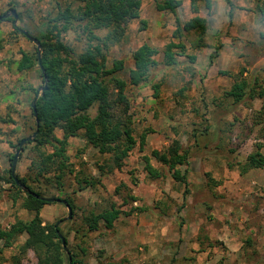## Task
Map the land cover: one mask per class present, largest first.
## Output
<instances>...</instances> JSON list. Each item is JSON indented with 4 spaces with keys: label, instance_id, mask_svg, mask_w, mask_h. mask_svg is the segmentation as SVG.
I'll return each instance as SVG.
<instances>
[{
    "label": "rangeland",
    "instance_id": "1",
    "mask_svg": "<svg viewBox=\"0 0 264 264\" xmlns=\"http://www.w3.org/2000/svg\"><path fill=\"white\" fill-rule=\"evenodd\" d=\"M159 1L143 0L140 18L130 21L121 42L105 52L107 69L124 62V69L107 77L106 83L115 118L132 123L135 149L121 170H113L111 155L87 145L81 134L70 138L68 155L74 173L65 177L63 187L48 181L30 184L47 198H71L75 213L69 219L66 205L54 202L43 207L41 217L45 224L59 223L68 238L64 264H70L73 254L82 264H264V168L244 171L248 157L259 146L264 155V97L260 96L264 90V20L260 14L264 0H230L233 7L229 0H212V9L201 5L199 14L193 13L190 0H182L178 17L183 24L197 15L209 20L206 48L196 47L194 35L174 39L176 17L158 11ZM80 3L0 0V16L12 10L19 16L17 23H0V229L34 217L23 208V199L14 201L16 189L9 178L11 156L18 151L13 146L37 130L33 89L40 95L44 87L39 65L28 72L18 71L22 52L33 54L38 48L15 29L39 37L60 9H76ZM62 38L74 50L73 56L86 49V36L79 30ZM170 42L185 46L197 61L192 64L184 56L172 67L165 65L164 49ZM144 44L159 51L158 66L150 71L147 83L134 87L130 84L133 54ZM113 79L127 83V105L117 104ZM239 79L247 80L250 87L244 101L237 104L227 93ZM97 108L91 110L92 116ZM56 134L60 139L64 136L62 131ZM176 140L189 155L190 166L182 168L188 170L187 185L176 183L168 168L152 157L153 151L164 152ZM51 151L48 147L47 152ZM37 155L32 146L23 149L16 178L33 176ZM146 156L152 157L163 178L155 180L147 174ZM84 178L99 184L80 190L78 180ZM112 205L125 213L142 211L121 216L112 230L102 225L90 232L85 218ZM26 239L20 237L6 250L0 264H38L34 251L21 253Z\"/></svg>",
    "mask_w": 264,
    "mask_h": 264
},
{
    "label": "trees",
    "instance_id": "2",
    "mask_svg": "<svg viewBox=\"0 0 264 264\" xmlns=\"http://www.w3.org/2000/svg\"><path fill=\"white\" fill-rule=\"evenodd\" d=\"M80 2L76 9L70 6L60 9L58 14L50 19L39 37L32 36L28 31L32 37L41 42L42 65L48 78V87L40 95L38 90L33 89L36 98L38 97L36 106L39 133L32 143L24 147L25 150L32 146L38 153L37 160L33 163V176L29 178L17 176L19 185L11 174L9 182L16 189L14 201L23 199V208L34 213V217L30 221H17L9 229H0V258L6 250L14 247L20 237L27 236L21 247V253L25 255L28 251H34L38 256V264H64L67 259L60 235L66 239L67 245L68 238L60 224H45L41 217L43 207L54 202L50 201L52 198H47L43 192L35 191L30 181L38 183L48 181L51 185L57 183L63 187L65 177L74 173L68 155L70 138L81 134L87 145L97 149L102 155H111L113 170L122 169L125 160L137 145L132 123L115 118L111 90L106 83L107 77L124 69V62L117 61L112 69H107L105 52L121 42L126 32V25L130 21L140 18L143 0H80ZM190 2L194 14H199L201 5L207 10L213 7L212 0H190ZM229 3L233 7L230 0ZM181 7L182 0L157 2L158 11L168 12L176 17L174 39H181L185 34L194 35L197 38L196 47L206 48L205 37L210 29L209 20L197 15L183 24L178 17ZM260 14L264 20V8ZM230 18H233V12L230 13ZM3 21L15 23L13 17L4 19L0 23ZM15 30L17 33L21 32L18 28ZM72 30H79L86 36V49L77 56H73L74 50L67 46L62 38L63 34ZM100 32L107 34L101 37L98 35ZM2 49V41H0V51ZM38 53V50L33 54L23 51L22 59L17 65L18 71L28 72L38 66ZM158 55L159 51L148 44L142 45L134 52V68L130 71L132 86L138 87L149 81L150 71L158 66L156 61ZM184 56L192 64L197 61V57L187 54L185 46L181 44L170 42L165 46V65L172 67L177 64L178 57ZM41 77L45 86L42 70ZM113 81L118 90L117 104L127 105V83L118 79ZM249 87L247 80L239 79L227 95L239 104L247 96ZM155 89L158 92L159 86ZM260 96L264 97V90L261 91ZM96 106L98 107L96 115L92 116L91 110ZM32 112L34 117L33 109ZM37 120L35 118L36 124ZM57 131L63 132L62 139L57 136ZM146 135L141 137L142 149L146 145ZM19 144L13 147L17 148ZM48 147L52 149L50 153L47 152ZM261 150L259 146L257 151L248 157L244 171L264 168V155ZM152 157L168 168L176 183L187 185L188 170L183 171L182 168L190 166V160L188 153L183 151L180 141H174L164 152L153 151ZM152 157L144 158L145 171L152 179H161L164 175L153 166ZM11 158L13 162L14 156ZM10 172L12 173V170ZM78 184L80 190H84L95 187L99 181L84 178L79 179ZM23 187L29 192H25ZM65 201L72 208L74 215L76 210L74 202L71 198H66ZM133 201L137 200L133 199ZM137 211L142 210L133 209L130 213H125L121 208L112 205L100 213L93 212L85 218L84 225L90 232L99 231L102 225L105 229L112 230L121 216H131ZM82 251L86 253L84 249ZM70 260L71 264H82L77 254H73L69 262Z\"/></svg>",
    "mask_w": 264,
    "mask_h": 264
},
{
    "label": "water",
    "instance_id": "3",
    "mask_svg": "<svg viewBox=\"0 0 264 264\" xmlns=\"http://www.w3.org/2000/svg\"><path fill=\"white\" fill-rule=\"evenodd\" d=\"M10 17H13L15 19V23H17L18 20H19V16L17 15L16 11L12 10L11 12H9V13L3 15V16H0V21H2L4 19H8ZM21 32L29 40H31L37 46V48L39 50V54H38L39 65H40V68H41V70L43 72L44 79H45V86L42 88V92H45L47 90V87H48L47 86L48 78L46 76V72H45V70L43 68V65H42L41 42L38 39L32 37L28 32L23 31V30ZM37 101H38V97L35 99V101L32 104V109L34 111V117L36 118V120H37V106H36ZM38 133H39V122L37 120V130H36V132L31 137L25 138V139H23L20 142V144L18 146V151L16 152V154L14 156L13 163H12V176L16 180L17 184H19V185H20V183H19L18 179L16 178V166H17V162H18L19 156H20L21 152L23 151L25 145L28 144V143H32L36 139ZM23 190L25 192H29L25 187H23ZM31 194L33 195V193H31ZM50 201L58 202V203H62L64 205H66V207L69 210V219L72 218V208L70 207V205H68V203L65 200L51 199ZM60 238L62 240V244H63V246L65 248V251L68 252L66 239L62 235H60ZM70 264H71V260H70Z\"/></svg>",
    "mask_w": 264,
    "mask_h": 264
}]
</instances>
